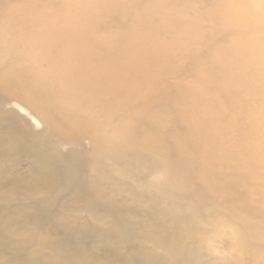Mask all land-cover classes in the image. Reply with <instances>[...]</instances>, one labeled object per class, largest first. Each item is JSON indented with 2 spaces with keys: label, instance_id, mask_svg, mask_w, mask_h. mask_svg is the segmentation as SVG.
Wrapping results in <instances>:
<instances>
[{
  "label": "rangeland",
  "instance_id": "obj_1",
  "mask_svg": "<svg viewBox=\"0 0 264 264\" xmlns=\"http://www.w3.org/2000/svg\"><path fill=\"white\" fill-rule=\"evenodd\" d=\"M216 1L221 3L219 15L252 22L244 0ZM147 2L0 0V96L21 97L40 113L47 134L31 123L28 133H36L32 138L38 149L60 155L61 167L73 175L57 185L53 203L39 210L44 218L20 235L4 234L11 249L0 247V264H32L39 241L45 240L84 255L114 253L120 256L117 263L125 255L149 254L156 242L169 247L180 243L172 264H212L209 251L194 250H202L205 239L221 237L222 227L237 231L232 222L206 212L204 190L194 184L206 161L214 164L223 157L206 152L214 141L195 130L194 120L204 108L205 85L217 91L223 81L216 66L226 62L230 51L247 46V37L235 30L209 40L204 30H192L188 21L195 15L205 18L208 0ZM218 8L213 7L216 19ZM73 29L80 33L79 44H70ZM164 38L167 43L153 57L160 69L154 71L155 63L142 67L144 58L137 50ZM172 45L183 51L162 58ZM79 48L88 50L90 58L78 59L83 56ZM96 48L106 55L96 58ZM106 60L115 61L109 70L100 66ZM226 109L238 112L231 105ZM242 128L236 132L239 139L244 138ZM163 162L178 175L169 198L138 191L145 181L162 182L163 174L155 169ZM99 165L106 167L107 176L91 186L90 174ZM41 190L31 155L0 157V219H11L3 224L7 230L33 221L32 205L44 197ZM193 218L211 228L197 229ZM56 251L51 249L54 255Z\"/></svg>",
  "mask_w": 264,
  "mask_h": 264
},
{
  "label": "bare ground",
  "instance_id": "obj_2",
  "mask_svg": "<svg viewBox=\"0 0 264 264\" xmlns=\"http://www.w3.org/2000/svg\"><path fill=\"white\" fill-rule=\"evenodd\" d=\"M244 1L245 15L253 17L251 23L245 20L246 17L232 20L229 14L219 15L222 13L221 3L220 1L214 2V0H208L204 19L195 15L187 23L194 31L195 28H199V31L207 32L208 38H216L221 34L228 35L235 30L242 31L248 42L247 46L241 45L239 52L230 51L226 62L216 66L223 81L217 87V91H212L207 84L205 85L204 108L201 115L194 120L195 130L214 141L213 145L208 144L206 152H217L219 157L223 156L220 162L214 163L215 165L206 161L195 176L194 184L204 190L203 201L205 200V203L208 201L206 212L218 214L232 222L237 229L233 231L222 227L218 232L221 237L205 239L202 250H198L199 248L194 250L209 251L212 264H264V204H262L264 193L261 191L264 188L261 184V178H264V0ZM153 4L154 0H148L147 5ZM216 5L219 7L217 19L213 15V7ZM200 22L201 28L198 25ZM79 36L77 29L71 30L70 44H79ZM166 40V38L160 39L150 48L137 50L144 58L142 67L155 63L157 65L154 71L160 69V64L153 62V57L159 55L158 52L167 43ZM79 50L83 56H78V59L90 58L88 50L80 48ZM127 50L130 49L127 48ZM94 51L96 58H101L98 53L102 57L106 55L103 48H96ZM182 51L183 48L180 46H169L162 54V58H166L169 53ZM257 54L262 56L263 60L257 57ZM110 63H115V61H104L100 65L101 69L109 70ZM79 85L82 83L79 82ZM199 86L204 87V83H199ZM20 98L0 96V157L10 156L17 152L31 155L35 178L41 185L44 197L32 205V207L35 206L34 213H32L33 221L20 230H7L3 224L12 223L11 219L6 217L0 219V247L4 246L3 249H11L5 242L4 234L20 235L23 230L31 228L36 219L44 218L39 210L53 203L54 200H50L55 194L57 185L71 181L70 178L73 177L71 169L67 171L66 168L61 167L60 155L53 157L52 152L36 147L32 138L36 133L34 131L28 133L27 130L30 123L35 128L43 126L46 134L49 128L42 120L40 113ZM228 105L236 107L239 113L227 111L226 106ZM37 119L42 122V125ZM242 126L244 128L240 135L244 138L239 139V132H236ZM50 135L49 137L53 138V135ZM251 135L254 136L251 137ZM186 162L189 164L190 160ZM155 170L156 173L160 171L163 174L160 179L162 182L158 183L154 179L145 181L138 185L137 190L153 192L154 195L166 200L169 198L167 194L172 191L171 186L176 185L178 175L175 176L173 166H169L167 162L157 165ZM90 176L91 186L101 183L107 176L106 167L99 165ZM248 183H253L256 188H250ZM54 197L57 198V195L55 194ZM177 208L179 209V206ZM200 221L197 218L192 220L197 229L211 228L209 224L206 226ZM63 225L66 226V223ZM92 231L97 233L99 228L93 227ZM156 245L158 247L149 254L143 252L140 256L125 255L123 256L124 261L117 263L115 260L120 256L114 253L89 252L84 255L70 249L66 251L59 244L49 245L45 240L44 242L39 241L38 251L32 254V264H172V259L175 257L174 251H180L182 246L176 243L169 247L163 242H156ZM52 248L57 249L55 255L51 252ZM41 249L49 251H40Z\"/></svg>",
  "mask_w": 264,
  "mask_h": 264
}]
</instances>
